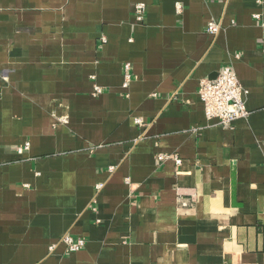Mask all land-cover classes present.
I'll return each instance as SVG.
<instances>
[{"label": "crops", "instance_id": "crops-1", "mask_svg": "<svg viewBox=\"0 0 264 264\" xmlns=\"http://www.w3.org/2000/svg\"><path fill=\"white\" fill-rule=\"evenodd\" d=\"M257 13L264 0H0V264H264ZM226 64L250 111L232 128L198 93Z\"/></svg>", "mask_w": 264, "mask_h": 264}, {"label": "built area", "instance_id": "built-area-1", "mask_svg": "<svg viewBox=\"0 0 264 264\" xmlns=\"http://www.w3.org/2000/svg\"><path fill=\"white\" fill-rule=\"evenodd\" d=\"M261 2L262 0H258ZM178 11L181 5H177ZM146 12V3L138 2L135 6V18L137 22H143ZM254 17L262 21L264 27V20L259 13ZM221 29V24L211 20L207 24V31L212 34H217ZM102 41H106L102 38ZM123 87L129 88L132 82L131 63L125 62L123 66ZM104 89L101 86H95L94 94L102 93ZM200 99L204 104L205 115L208 120L216 119L219 124L227 128H232L233 123L237 119L247 118L250 114L246 106V96L248 90L240 82L237 73L232 65H224L215 78H204L200 81L198 90ZM129 94L127 93V96ZM135 122L139 125H146L143 118H135ZM30 143L18 147V152L23 153L29 149ZM169 158H173L177 165L182 163V159L177 154L158 153V160L163 162ZM101 185H98L100 188ZM65 245L67 252H75L83 249L86 246V239L83 237H76L71 234H65L61 239Z\"/></svg>", "mask_w": 264, "mask_h": 264}, {"label": "water", "instance_id": "water-1", "mask_svg": "<svg viewBox=\"0 0 264 264\" xmlns=\"http://www.w3.org/2000/svg\"><path fill=\"white\" fill-rule=\"evenodd\" d=\"M217 75V74H216Z\"/></svg>", "mask_w": 264, "mask_h": 264}]
</instances>
